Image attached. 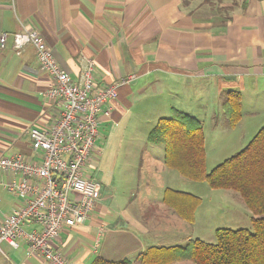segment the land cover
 <instances>
[{
    "label": "crops",
    "instance_id": "1",
    "mask_svg": "<svg viewBox=\"0 0 264 264\" xmlns=\"http://www.w3.org/2000/svg\"><path fill=\"white\" fill-rule=\"evenodd\" d=\"M210 1L0 0V33H8V39L0 42V153L22 152L34 158L30 127L48 128L61 111L45 96L51 79L41 69L34 47L26 45L20 52L14 48L13 34L24 26L41 33L75 80H80L89 58L96 62L97 87L134 77L119 86L118 97L104 106L111 114L101 116L100 127L110 126L112 134L136 105V133L143 131H138L142 125L157 123L179 109L199 119L204 130L209 119L213 133L222 135L228 146L227 155L235 145L246 146L251 140L247 134L255 135L264 125V0ZM230 89L239 90L242 105L248 101L251 109L249 117L242 110L233 127L228 126L222 106L223 92ZM239 130L242 140L226 139ZM143 148L136 143V193L124 194L123 206L115 208L105 204L109 195L102 184L108 181L99 158L105 149L96 144L90 172L101 183V197L86 222L64 228L53 241L74 264H90L98 255L143 264L137 258L145 249L174 244L167 241L174 234L168 228L188 226L163 200L156 205L149 192L139 191L137 167L142 169L145 163ZM156 159L155 169L165 172L164 151ZM7 179L0 170V219L22 203L19 195L6 193ZM227 194L236 201L233 209L247 217L239 196ZM0 264L49 263L3 242Z\"/></svg>",
    "mask_w": 264,
    "mask_h": 264
},
{
    "label": "built area",
    "instance_id": "2",
    "mask_svg": "<svg viewBox=\"0 0 264 264\" xmlns=\"http://www.w3.org/2000/svg\"><path fill=\"white\" fill-rule=\"evenodd\" d=\"M7 39L8 33L2 31L0 42ZM29 44L51 79L45 96L61 111L48 128L30 127L34 158L22 152L10 156L0 153V170L8 174L5 188L22 199L0 219V251L1 244L7 242L49 264H74L53 241L64 228L86 222L101 197V183L90 172L101 116H110L111 109L105 104L117 98L119 86L131 83L134 77L97 87L95 59L87 60L80 80H75L39 31L24 26L13 34L17 52Z\"/></svg>",
    "mask_w": 264,
    "mask_h": 264
},
{
    "label": "trees",
    "instance_id": "3",
    "mask_svg": "<svg viewBox=\"0 0 264 264\" xmlns=\"http://www.w3.org/2000/svg\"><path fill=\"white\" fill-rule=\"evenodd\" d=\"M222 106L228 126L242 118V94L223 92ZM152 144L164 146V163L191 180H206L212 188L233 190L253 214L252 229L217 228L216 243L199 238L186 244L151 246L138 255L143 264H172L182 260L194 264H264V125L241 150L209 172L206 169L205 130L196 117L175 109L160 118L148 134ZM164 202L185 221L193 222L201 198L189 192L166 188ZM130 259L112 260L96 256L90 264H131Z\"/></svg>",
    "mask_w": 264,
    "mask_h": 264
},
{
    "label": "rangeland",
    "instance_id": "4",
    "mask_svg": "<svg viewBox=\"0 0 264 264\" xmlns=\"http://www.w3.org/2000/svg\"><path fill=\"white\" fill-rule=\"evenodd\" d=\"M213 1L215 0H211L210 3H213ZM249 106L248 101L242 105V110L245 111L247 117H249V111L251 110L249 109ZM246 120L249 121V118H246ZM155 124V121H151L149 125H142L138 131H143L136 133L135 105L131 116L120 121L113 134L110 126H102L99 128L100 135L96 144L101 149H105V152H103L104 154H101L99 157L100 168L106 174L108 181V183L102 184L103 191L109 195V199L105 201V204L115 208L116 206H123L124 201L122 200V196L124 194H130L131 192L133 194L136 193V143H138L144 145V148L142 149V157L145 158V163L142 164V169L141 165H138L137 167V176L139 179L138 189L140 192H149V196L152 199H155L156 205H161L162 200L164 201V191L168 187L189 192L201 198V203L195 209V220L193 222L184 221L183 223H186L188 226L180 230L175 231L168 228V230L174 234L173 237L167 241H173V245H184L190 239L199 238L206 242L216 243L217 228L252 229L253 214L246 206L247 217L242 214V211L240 212L237 209H233V202L236 201L232 196L227 194L235 193L239 196V201H243L238 192L212 188L206 180H191L190 178L183 176L178 170L172 168L168 169L167 166V170L162 173L160 169H155V164L158 163L156 156L162 154L164 151L163 145H153L147 140V132H149ZM205 125L207 145L206 169L209 172L224 159L241 150L242 147L235 145V151L227 155L229 149L224 150L228 146L225 147L223 144L224 141L221 139L222 135L217 137V135L213 133L209 119L205 121ZM243 134L242 130L235 131V134L231 132V135L226 139L234 141L240 137L242 140ZM247 135H251L247 138L249 140L254 136L253 133ZM154 154L156 156H154ZM139 170H141L142 173L139 174ZM110 179L113 180L111 186L109 183ZM6 193L11 194V192L8 191ZM171 209L177 213L173 208ZM238 213H241L243 216L238 215ZM180 219L183 218L180 217ZM189 234L192 237L186 240L185 238ZM175 263L194 264L189 260H182Z\"/></svg>",
    "mask_w": 264,
    "mask_h": 264
}]
</instances>
